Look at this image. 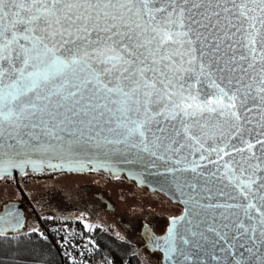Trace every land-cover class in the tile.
<instances>
[{"label":"snow or ice","instance_id":"snow-or-ice-1","mask_svg":"<svg viewBox=\"0 0 264 264\" xmlns=\"http://www.w3.org/2000/svg\"><path fill=\"white\" fill-rule=\"evenodd\" d=\"M252 113L264 136V0H0V178L35 168L36 152L40 165L57 151L69 164L82 163L53 143L65 135L160 160L179 155L174 163L184 167L172 172L197 173L201 164L193 159L189 168L182 150L198 147L201 161L223 169L216 178L228 179L215 193L224 203H211L213 190L205 188L210 203L199 207L223 210L220 227L208 231L227 240L234 229L264 247V139H243ZM221 117L229 140L246 148L204 147L208 122ZM189 211L168 229L169 254L178 250L175 225ZM18 224L6 210L0 236Z\"/></svg>","mask_w":264,"mask_h":264},{"label":"water","instance_id":"water-1","mask_svg":"<svg viewBox=\"0 0 264 264\" xmlns=\"http://www.w3.org/2000/svg\"><path fill=\"white\" fill-rule=\"evenodd\" d=\"M204 90L212 92L213 89L204 84ZM212 99V97H208ZM252 120L251 124L245 125V131H243V139L245 141L251 140L255 144L257 138L264 139L261 136L262 128L259 121L258 113H252L249 116ZM209 126L206 129L209 136H206L204 147L208 148L209 145L216 146L217 144L223 145L225 143L235 144L238 147L246 148V144H240L239 140H229L227 133L229 132V126L224 121V118H219L208 122ZM177 127L179 125L177 124ZM234 131V130H233ZM223 133V135H222ZM59 143L63 145L64 154L72 155L82 163L69 164L66 160L60 159V153L49 155L45 158V163L40 165L41 154L39 152L33 153L31 159L37 162V166L28 164L23 168L10 169L4 177L18 179L20 176L26 175L27 171L30 172H42L45 169L49 171H57L60 173H86L89 171L97 172L104 171L111 174L114 177L126 175L130 180L136 181L140 186H149L152 190H158L163 192L175 202L181 204L184 208L183 215L186 210H190L189 214L183 221H180L175 225L176 234L174 237L177 251L169 254L165 251L164 240L167 235L159 240L157 243V250L162 253V264H237L238 261L241 264H260V260L264 257V247L261 246L259 240L252 243L247 237L241 236L234 229H229V237L227 240L219 239L215 233L209 232V226L220 227L221 217L219 213L222 209H209L207 207H199V205H207L210 201L206 198L208 193L205 188H212L213 199L211 203H224L225 198L216 196L215 193L221 187L228 185L227 177L223 180L217 179L224 175L223 169L220 172H216V167L213 163L209 162L206 158L203 161L200 160V149L197 148H185L182 150V155L186 156L189 162L195 159L201 167L197 168V175L192 171H176L172 172L169 169L183 168L184 164L176 165L174 161L179 159L180 156L176 154L171 155V159L160 160L148 155L147 153L140 152L137 149L127 148L124 145H105L100 143L99 145L95 141H88L85 139H78L77 137H69L65 135V139ZM261 145L256 144L255 153L257 157L261 156ZM232 156L239 159V155L232 152L229 148ZM205 157H209V153H204ZM248 155L247 152L244 153ZM212 160L216 159L215 153H211ZM230 157H224V160H229ZM257 161L253 160L255 164ZM223 163V161H221ZM49 164L56 165V167H50ZM211 173H216L215 177L210 176ZM1 179V178H0ZM189 184L195 185V188L188 187ZM226 191H233L231 185H229ZM190 195H194L199 202L194 203L189 199ZM6 210H10L19 219V224L15 228H11L7 231L6 237L10 234L17 235L23 232L25 228V218L22 210L19 206L10 204L4 208L0 214H4ZM243 219L242 213L239 214ZM215 217V220L213 219ZM7 227V226H6ZM173 224H171V227ZM195 233V235H194ZM203 233V236L200 235ZM168 234V233H167ZM235 235V239H233ZM184 240L189 243H184ZM241 245H244L241 247ZM249 248L252 250L249 251Z\"/></svg>","mask_w":264,"mask_h":264},{"label":"flooded vegetation","instance_id":"flooded-vegetation-1","mask_svg":"<svg viewBox=\"0 0 264 264\" xmlns=\"http://www.w3.org/2000/svg\"><path fill=\"white\" fill-rule=\"evenodd\" d=\"M59 177L71 182H57ZM10 204L22 210L25 228L21 233L55 236L53 227L72 222L99 245L137 264H162L157 243L167 235L173 219L184 212L181 204L163 192L104 171L28 170L18 179L1 178L0 212Z\"/></svg>","mask_w":264,"mask_h":264},{"label":"trees","instance_id":"trees-1","mask_svg":"<svg viewBox=\"0 0 264 264\" xmlns=\"http://www.w3.org/2000/svg\"><path fill=\"white\" fill-rule=\"evenodd\" d=\"M100 256L94 264H103L105 257L119 262H137L129 257L114 254L101 244ZM0 264H73L66 254V245L61 236L51 233H20L0 236Z\"/></svg>","mask_w":264,"mask_h":264},{"label":"built area","instance_id":"built-area-1","mask_svg":"<svg viewBox=\"0 0 264 264\" xmlns=\"http://www.w3.org/2000/svg\"><path fill=\"white\" fill-rule=\"evenodd\" d=\"M52 233L61 236L66 245V254L73 264H94L100 256V245L87 235L80 226L72 222H65L52 229ZM103 264H130L119 262L106 256Z\"/></svg>","mask_w":264,"mask_h":264},{"label":"rangeland","instance_id":"rangeland-1","mask_svg":"<svg viewBox=\"0 0 264 264\" xmlns=\"http://www.w3.org/2000/svg\"><path fill=\"white\" fill-rule=\"evenodd\" d=\"M55 180L57 182H62V183H67V184H69L71 182L70 180L64 179L62 177L56 178Z\"/></svg>","mask_w":264,"mask_h":264}]
</instances>
